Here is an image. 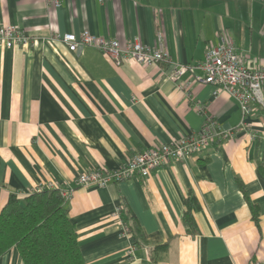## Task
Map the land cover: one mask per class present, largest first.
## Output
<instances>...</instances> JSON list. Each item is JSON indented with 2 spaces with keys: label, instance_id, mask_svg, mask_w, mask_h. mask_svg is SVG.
<instances>
[{
  "label": "crops",
  "instance_id": "0c3cea01",
  "mask_svg": "<svg viewBox=\"0 0 264 264\" xmlns=\"http://www.w3.org/2000/svg\"><path fill=\"white\" fill-rule=\"evenodd\" d=\"M58 1L0 0V26L40 38L28 47L0 46V210L12 193L74 189L65 206L83 264H264V105L254 103L243 118L225 90L215 94L214 85L200 82L190 94L177 87L165 77L168 63L117 65L93 46L69 51L56 37L89 29L122 44L138 38L192 66L225 37L259 67L264 0ZM203 74L189 69L181 81ZM208 118L223 129L244 126L146 177L77 184L84 172L117 168L134 152L196 133ZM191 193L200 208L189 222ZM119 206L144 241L124 232L114 215ZM0 264L25 263L12 247Z\"/></svg>",
  "mask_w": 264,
  "mask_h": 264
},
{
  "label": "built area",
  "instance_id": "2783aa9c",
  "mask_svg": "<svg viewBox=\"0 0 264 264\" xmlns=\"http://www.w3.org/2000/svg\"><path fill=\"white\" fill-rule=\"evenodd\" d=\"M53 1L56 6L59 4L58 0ZM56 37L63 41L69 51L76 52L83 46H93L117 65L129 59L148 65L168 63L171 69L165 72V77L175 81L177 87L185 89L190 94L191 85L200 82L214 85L215 94L225 90L239 102L243 118L252 112L254 103L264 105V66H249L248 56L237 51L234 41L230 38L223 37L219 44L211 45L204 59L196 66H192L173 61L170 54L163 48H155L138 38L122 44L117 38L92 33L89 29H84L79 34L74 32L57 34ZM39 39L20 26L14 24L0 26V46L28 47L31 44H37ZM196 67L201 68L204 74L181 81V77L187 70ZM204 109L203 105L199 106L200 111ZM243 126L244 124L239 128L223 129L212 118H208L204 126L196 133L183 135L176 141L164 143L159 147L134 152L117 168H96L84 172L77 178V184L84 187L93 185L104 187L116 181L138 176L146 177L153 169L167 165L173 160L186 158L200 151L210 142L233 138ZM42 188L44 187L38 189ZM60 190L65 198L74 191L72 188ZM121 211L122 206L117 207L114 215L123 222L124 232H128L122 220ZM134 250L135 247H131L129 258H134Z\"/></svg>",
  "mask_w": 264,
  "mask_h": 264
},
{
  "label": "trees",
  "instance_id": "16d2710c",
  "mask_svg": "<svg viewBox=\"0 0 264 264\" xmlns=\"http://www.w3.org/2000/svg\"><path fill=\"white\" fill-rule=\"evenodd\" d=\"M65 202L59 188H37L27 195L10 194L0 210V256L16 247L25 264H83L76 225ZM185 206V218L192 222V212L200 208L194 193L187 196ZM121 213L124 216L123 210ZM123 220L135 241H144L139 224L128 216ZM167 247L166 243L159 244L151 251Z\"/></svg>",
  "mask_w": 264,
  "mask_h": 264
}]
</instances>
